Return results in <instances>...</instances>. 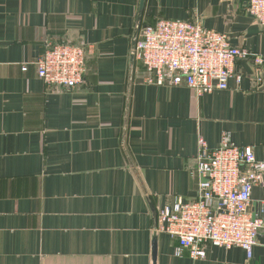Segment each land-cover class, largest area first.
<instances>
[{"label":"crops","instance_id":"obj_1","mask_svg":"<svg viewBox=\"0 0 264 264\" xmlns=\"http://www.w3.org/2000/svg\"><path fill=\"white\" fill-rule=\"evenodd\" d=\"M158 19L199 20L264 56L246 0H0V264H153L157 212L195 196L199 136L216 148L227 132L264 161V66L239 59L201 96L149 83L132 48ZM65 42L89 48L85 82L48 88L33 62ZM249 210L264 221V175ZM176 245L156 233L155 264H264V229L250 255Z\"/></svg>","mask_w":264,"mask_h":264},{"label":"built area","instance_id":"obj_2","mask_svg":"<svg viewBox=\"0 0 264 264\" xmlns=\"http://www.w3.org/2000/svg\"><path fill=\"white\" fill-rule=\"evenodd\" d=\"M246 12L264 26V0H246ZM88 52L84 44H48L33 62L36 74L48 88L72 90L85 82ZM132 52L145 67L147 82L186 86L197 96L226 89L239 59L264 66V56L232 45L226 33L208 29L199 20L158 19L144 25ZM195 162V196L166 203L156 214L153 230L175 239V253L187 250L192 259L205 256L207 243L239 246L250 255L264 229V221L249 210L264 161L255 158L251 146H237L224 132L216 148L199 136Z\"/></svg>","mask_w":264,"mask_h":264},{"label":"water","instance_id":"obj_3","mask_svg":"<svg viewBox=\"0 0 264 264\" xmlns=\"http://www.w3.org/2000/svg\"><path fill=\"white\" fill-rule=\"evenodd\" d=\"M144 1L145 0H140V8L143 7ZM136 35H137V32H136ZM134 44H135V39H134V42H133V46H134ZM133 56H134V53L132 52V57ZM155 246H156V232H154L153 241H152V247H153V249H152V260H153V264H155V250H156Z\"/></svg>","mask_w":264,"mask_h":264},{"label":"trees","instance_id":"obj_4","mask_svg":"<svg viewBox=\"0 0 264 264\" xmlns=\"http://www.w3.org/2000/svg\"><path fill=\"white\" fill-rule=\"evenodd\" d=\"M45 49V48H44ZM42 51H44V50H42ZM145 68V67H144Z\"/></svg>","mask_w":264,"mask_h":264}]
</instances>
